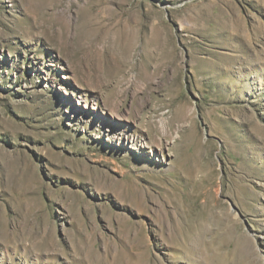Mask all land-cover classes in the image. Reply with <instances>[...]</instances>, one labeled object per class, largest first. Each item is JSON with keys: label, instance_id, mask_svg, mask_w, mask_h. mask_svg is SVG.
Returning <instances> with one entry per match:
<instances>
[{"label": "rangeland", "instance_id": "rangeland-1", "mask_svg": "<svg viewBox=\"0 0 264 264\" xmlns=\"http://www.w3.org/2000/svg\"><path fill=\"white\" fill-rule=\"evenodd\" d=\"M0 264H264V0H0Z\"/></svg>", "mask_w": 264, "mask_h": 264}, {"label": "bare ground", "instance_id": "bare-ground-1", "mask_svg": "<svg viewBox=\"0 0 264 264\" xmlns=\"http://www.w3.org/2000/svg\"><path fill=\"white\" fill-rule=\"evenodd\" d=\"M163 128H164V131H166L165 126H163ZM113 137L114 138H117L118 140H121V139L125 138V139H129L130 141H132V139H133L134 136L132 135V137H131L130 136V133L128 131L118 130L117 132L114 133V136ZM143 146L144 147H151V148H153V145L149 141H145Z\"/></svg>", "mask_w": 264, "mask_h": 264}]
</instances>
